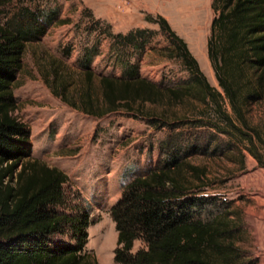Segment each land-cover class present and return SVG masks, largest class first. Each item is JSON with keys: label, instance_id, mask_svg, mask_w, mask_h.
<instances>
[{"label": "trees", "instance_id": "16d2710c", "mask_svg": "<svg viewBox=\"0 0 264 264\" xmlns=\"http://www.w3.org/2000/svg\"><path fill=\"white\" fill-rule=\"evenodd\" d=\"M14 1L0 0V264H99L84 249L86 211L64 195L67 174L29 155L28 127L13 113L12 84L24 45L37 41L54 18ZM212 7L206 55L219 90L159 15L148 20L166 33L168 57L188 74L177 85L146 80L128 65L122 76L95 74L89 68L91 48L77 61L74 74L63 71L55 59L43 67L51 93L74 109L94 117L124 109L150 126L167 129L152 167L130 178L109 207L117 264H242L233 220L227 213L203 212L215 198L197 192L204 170L188 158L233 152L242 163L247 153L264 165L258 150L264 149V139L246 119L247 106L264 96V0H212ZM108 34L114 43L142 49L151 32L137 28ZM183 101L191 109L200 104L199 112L179 116L142 108L146 103L172 108ZM54 235L65 240H53ZM134 241L141 246L132 252Z\"/></svg>", "mask_w": 264, "mask_h": 264}, {"label": "rangeland", "instance_id": "374dc122", "mask_svg": "<svg viewBox=\"0 0 264 264\" xmlns=\"http://www.w3.org/2000/svg\"><path fill=\"white\" fill-rule=\"evenodd\" d=\"M22 3L53 14L54 18L37 41L24 45L21 67L12 84L16 102L13 113L28 127L29 155H41L50 143L55 144L42 161L67 174L65 197L71 205L86 211L89 225L84 249L91 251L99 264H117L113 260L115 230L109 207L130 178L143 175L152 167L157 158V143L167 129L150 126L124 109L102 117L84 114L46 88L41 75L43 67L48 60L55 59L63 71L74 74L78 70L77 61L91 48L89 68L95 74L122 76L128 65L146 80L177 85L188 74L177 59L168 57L166 33L148 20L159 15L184 40L207 82L219 90L206 55V39L215 13L212 0H23ZM59 19L66 21L59 23ZM137 28L151 32L142 49L114 43L108 34H126ZM73 87L74 83L68 88V95ZM194 105L198 109H191L189 101L172 108L164 103H146L142 108L191 116L201 108L198 103ZM225 109L229 110L227 105ZM246 119L264 139V96L247 106ZM258 150L264 162V149ZM235 154H197L188 160L204 170L197 192L215 198V204L203 207V212L209 209L220 215L227 213L233 220L237 228L233 241L241 251L239 262L264 264V165L257 164L247 153L241 163ZM52 239L65 240V237L54 235ZM140 246L139 241H134L131 251Z\"/></svg>", "mask_w": 264, "mask_h": 264}, {"label": "crops", "instance_id": "0c3cea01", "mask_svg": "<svg viewBox=\"0 0 264 264\" xmlns=\"http://www.w3.org/2000/svg\"><path fill=\"white\" fill-rule=\"evenodd\" d=\"M93 73H94V72H93ZM45 86H46V85H45ZM46 88L50 91L49 87L46 86ZM54 142H55V141H54ZM53 145H55V144H54V143H50V144H49V148H48L47 151L42 152L41 155H37V154H35V156H33V157H36V158H38V159L43 160L44 155L52 151V148H54Z\"/></svg>", "mask_w": 264, "mask_h": 264}]
</instances>
